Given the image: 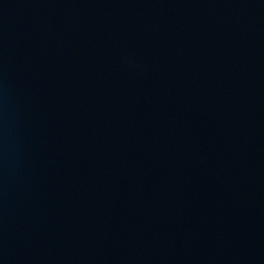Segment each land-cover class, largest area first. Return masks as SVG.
<instances>
[{
    "label": "water",
    "instance_id": "1",
    "mask_svg": "<svg viewBox=\"0 0 264 264\" xmlns=\"http://www.w3.org/2000/svg\"><path fill=\"white\" fill-rule=\"evenodd\" d=\"M0 264H264V0H0Z\"/></svg>",
    "mask_w": 264,
    "mask_h": 264
}]
</instances>
